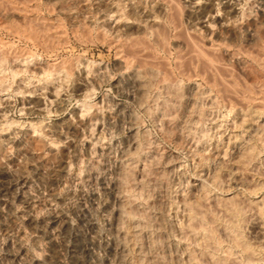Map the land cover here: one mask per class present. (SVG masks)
<instances>
[{
    "label": "rangeland",
    "instance_id": "374dc122",
    "mask_svg": "<svg viewBox=\"0 0 264 264\" xmlns=\"http://www.w3.org/2000/svg\"><path fill=\"white\" fill-rule=\"evenodd\" d=\"M51 1L0 0V165L19 171L32 161L46 174L58 163L59 153L68 148L70 139L83 134L81 122L100 112L98 124L93 120L91 126L96 137L92 153L73 167L82 175L93 169L102 172L104 165L113 168L120 160L121 146L136 135L138 150H133L128 162L131 178L126 195L138 205V218L149 223L155 249L162 250L166 244L181 264H190L189 258L200 264H264V22L257 28L255 40L249 39L245 27L249 20H261L264 0H234L231 15L223 10L228 0H213L224 20L208 28L188 11L186 0ZM222 22L227 23L225 28ZM213 32L224 39L217 40ZM133 70L147 79L141 95L130 85ZM189 92H193L191 102ZM125 114L135 118L134 130ZM259 114L254 129L240 124L245 116ZM159 180L157 197L149 192ZM84 188L89 192L94 186ZM89 209L104 231L97 209L92 205ZM1 210L9 213L5 207ZM18 212L10 216L23 228ZM188 214L199 228L195 232L204 234V241L186 234ZM156 216L161 225L152 222ZM26 236L23 249L44 260L29 230ZM2 252L4 245L0 244ZM134 254L129 255L132 264H145ZM62 264H70L67 257Z\"/></svg>",
    "mask_w": 264,
    "mask_h": 264
},
{
    "label": "bare ground",
    "instance_id": "6f19581e",
    "mask_svg": "<svg viewBox=\"0 0 264 264\" xmlns=\"http://www.w3.org/2000/svg\"><path fill=\"white\" fill-rule=\"evenodd\" d=\"M50 1V0H49ZM60 2L63 0H52L51 2ZM81 1V0H80ZM93 1V0H92ZM102 1V0H96ZM111 1V0H110ZM188 2V11L199 18L202 26L211 27V24L216 21L220 23L224 20L221 15L220 8L214 6L213 0H186ZM226 1V0H224ZM37 2V1H36ZM35 2V3H36ZM42 2V1H41ZM83 2V0L81 1ZM105 2H107L105 0ZM114 2V1H113ZM237 2V1H236ZM240 2V1H239ZM246 2V1H245ZM69 3V2H68ZM71 3V2H70ZM73 3V2H72ZM84 3V2H83ZM234 0H228L224 7V11L229 15L234 14ZM82 4V3H81ZM89 4V3H88ZM96 4V3H95ZM99 4V3H98ZM105 4V3H104ZM102 4V6L104 5ZM221 4V3H220ZM29 5V4H28ZM56 5V4H55ZM68 5V4H67ZM219 5V4H218ZM240 5V4H239ZM105 6V5H104ZM112 6V5H111ZM222 6V5H221ZM264 6V5H263ZM80 7V6H79ZM86 7V5H85ZM95 7V6H94ZM97 7V6H96ZM100 7V6H99ZM98 7V8H99ZM36 8V7H35ZM55 8V7H54ZM75 8V7H74ZM84 8V7H83ZM110 8V6H109ZM244 8V7H243ZM28 9V8H27ZM32 9V7H31ZM59 9V8H58ZM81 9V8H80ZM104 9V7H103ZM40 10V8H39ZM49 10V9H46ZM51 10V9H50ZM99 10V9H98ZM28 11V10H27ZM36 11V10H35ZM101 11V10H100ZM70 12V11H69ZM97 12V11H96ZM102 12V11H101ZM111 12V10H110ZM216 12V13H215ZM264 12V11H263ZM32 13V12H30ZM35 13V12H34ZM50 13V12H49ZM52 13V12H51ZM215 13V15H214ZM14 15V14H13ZM150 15V14H149ZM238 15V14H237ZM262 15V14H261ZM74 16V15H73ZM123 16V15H122ZM144 16V15H143ZM17 17V16H16ZM150 17V16H149ZM152 17V15H151ZM154 17V16H153ZM6 18V17H5ZM12 18V17H11ZM118 18V16H117ZM143 18V17H142ZM1 19V18H0ZM124 19V18H123ZM157 19V18H156ZM205 19V20H203ZM227 19V18H226ZM256 19V18H255ZM150 20V19H147ZM152 20V19H151ZM154 20V19H153ZM239 20V19H238ZM146 22V21H145ZM227 22V20H226ZM241 22V21H240ZM264 22V13L260 21L249 20L247 22V34L250 40L256 39V31L259 25ZM206 23V24H205ZM227 23L222 22L221 26H227ZM216 26V25H215ZM229 26V25H228ZM242 26V25H241ZM214 27V26H213ZM223 27V28H225ZM262 27V26H261ZM132 28V27H131ZM211 29V28H210ZM214 29V28H213ZM222 29V28H221ZM230 29L227 30H231ZM243 29V28H242ZM245 29V28H244ZM132 30V29H131ZM214 31V30H213ZM237 31V30H236ZM210 32V30H209ZM234 32V30H233ZM259 32V31H258ZM217 34L218 39L223 40L221 33ZM228 33V32H227ZM213 34V35H214ZM246 34V35H247ZM258 34V33H257ZM212 35V34H211ZM227 35V34H226ZM233 36V34H229ZM235 35V34H234ZM215 37V36H214ZM229 38V37H228ZM233 38V37H232ZM236 38V37H235ZM259 39V38H258ZM116 40V39H115ZM216 40V41H217ZM219 42V41H218ZM222 42V41H221ZM249 42V41H248ZM230 53V52H229ZM152 66V65H151ZM122 67V66H120ZM127 69V68H126ZM133 69V68H131ZM102 70V69H101ZM140 71V70H139ZM130 72V71H129ZM152 72V71H151ZM138 73V72H137ZM142 73V71H141ZM154 73V71H153ZM157 73V72H156ZM48 74V73H47ZM144 74V72H143ZM90 75V74H89ZM131 84L134 92L137 95L145 90L146 80L135 73V70L130 74ZM151 75V74H150ZM149 75V76H150ZM147 77V76H145ZM152 77V76H151ZM155 77V76H154ZM97 78V77H96ZM148 82V81H147ZM152 82V81H151ZM65 83V82H64ZM116 83V82H115ZM148 83L147 85H149ZM152 85V84H151ZM176 85V84H175ZM192 87V85H190ZM150 87V86H149ZM189 87V85H188ZM197 87V86H196ZM163 88V87H162ZM174 88V87H173ZM176 88V87H175ZM186 88V87H185ZM120 89V88H119ZM124 89V88H123ZM192 89V88H191ZM197 89V88H196ZM122 90V89H121ZM172 90V89H171ZM187 90V89H186ZM180 91V90H179ZM60 92V91H59ZM82 93V92H81ZM180 93V92H179ZM186 93V91L184 92ZM193 92H189V102ZM201 93V92H200ZM198 94L201 97V94ZM203 93V92H202ZM143 94V93H142ZM170 94V92H169ZM196 94V93H195ZM58 95V94H57ZM165 95V93H164ZM171 95V94H170ZM177 95V94H176ZM183 95V94H181ZM197 96V95H196ZM204 96V95H203ZM82 97V96H81ZM86 97V96H85ZM84 97V98H85ZM146 97V96H144ZM206 97V96H205ZM208 97V96H207ZM63 98V97H62ZM133 98V97H132ZM181 98V97H180ZM204 98V97H203ZM134 99V98H133ZM136 99V97H135ZM178 99V98H176ZM182 99V98H181ZM114 100V99H113ZM140 100V99H139ZM147 100V99H146ZM145 100V101H146ZM196 100V99H195ZM194 100V101H195ZM68 101V100H67ZM107 101V100H106ZM137 101V100H136ZM143 101V100H142ZM172 101V100H171ZM175 101V100H174ZM173 101V102H174ZM181 101V100H180ZM193 101V102H194ZM51 102V101H50ZM139 102V101H138ZM185 102V101H184ZM183 102V103H184ZM187 102L191 105V103ZM101 103V102H100ZM115 103V102H114ZM112 103V104H114ZM177 103V101H176ZM195 103V102H194ZM82 104V103H81ZM83 105V104H82ZM125 105V104H124ZM144 105V104H143ZM142 105V106H143ZM180 105V104H179ZM187 105V104H186ZM198 105V104H197ZM33 106V105H32ZM97 106V105H96ZM108 106V105H107ZM169 106V105H168ZM178 106V105H177ZM183 106V105H182ZM201 106V105H200ZM118 107V105H117ZM166 107V106H165ZM193 107V106H192ZM37 108V107H36ZM90 108V107H89ZM181 108V107H180ZM183 108V107H182ZM194 108V107H193ZM192 108V109H193ZM43 109V108H42ZM41 109V110H42ZM82 109V108H81ZM103 109V108H102ZM85 110V108H84ZM94 110V109H93ZM99 110V108H98ZM105 110V109H104ZM128 110V109H127ZM170 110V109H169ZM126 111V110H125ZM168 111V110H167ZM183 111V109H182ZM186 111V110H185ZM189 111V110H188ZM249 111V110H247ZM49 112V111H48ZM96 112V111H95ZM184 112V111H183ZM194 112V111H193ZM240 112V111H239ZM258 112V111H256ZM81 113V112H80ZM85 113V112H84ZM94 113V112H93ZM100 113V112H99ZM96 113L92 119L83 120V134L77 138H71L69 146L66 150L59 153L58 163L46 174H43L38 166L28 161L19 171L11 170L7 166L0 165V244L4 245V252L0 253V264H62L63 258L67 257L70 264H132L129 255L135 253L138 262L145 264H181L180 257L170 251L166 244L163 249L154 248L153 236L148 231L149 223L138 218L140 213L138 205L132 202L126 195V187L128 186L130 168L133 150L137 149L136 135L131 136L130 140L124 142L120 149V160H117L113 168L103 166V171L88 170L85 174H81L73 165L81 162L82 158H87L92 153V145L94 132H92L93 120L98 124L102 115ZM126 113V112H125ZM191 113V112H190ZM245 113V111H244ZM247 113V112H246ZM117 114V113H116ZM122 114V113H121ZM181 114H183L181 112ZM185 114V113H184ZM242 114V113H241ZM79 115V114H77ZM81 115V114H80ZM126 115V116H125ZM124 118L128 120L132 129L134 120L131 114H125ZM188 115V114H187ZM119 116V115H118ZM245 116V115H242ZM259 115L245 116L243 119V127L247 130L255 128V123L260 119ZM106 117V116H105ZM262 117V116H261ZM72 118V117H71ZM80 118V116L78 117ZM107 118V117H106ZM164 118V117H163ZM184 118V117H182ZM189 118V117H187ZM241 118V117H240ZM76 119V118H75ZM85 119V118H84ZM112 119V118H111ZM110 119V120H111ZM114 119V118H113ZM190 119V118H189ZM74 120V119H73ZM108 120V119H107ZM123 120V118H122ZM191 120V119H190ZM240 120V119H239ZM9 121V120H8ZM120 121V120H119ZM193 121V120H192ZM264 121V120H263ZM46 122V121H45ZM183 122V121H182ZM20 123V122H19ZM30 123V122H29ZM37 123V122H36ZM105 123V122H104ZM114 124V122H111ZM119 123V122H117ZM127 123V122H126ZM181 123V122H179ZM2 124V123H1ZM14 124V123H13ZM17 124V123H16ZM38 124V123H37ZM102 124V123H101ZM262 124V123H261ZM22 125V123H21ZM110 125V124H109ZM182 125V123H181ZM189 125V124H188ZM239 125V124H238ZM2 126V125H1ZM34 126V125H33ZM41 126V125H40ZM101 126V125H100ZM99 126V127H100ZM104 126V125H103ZM122 126V125H121ZM20 127V126H19ZM76 127V126H75ZM95 127V126H94ZM116 127V126H115ZM180 127V126H179ZM36 128V127H35ZM38 128V127H37ZM71 128V127H70ZM102 128V127H101ZM113 128V127H112ZM128 128V127H127ZM139 128V127H138ZM189 128V127H188ZM242 128V127H241ZM39 129V128H38ZM41 129V128H40ZM80 129V128H79ZM125 129V127H124ZM259 129V128H258ZM264 129V128H263ZM2 130V129H1ZM37 130V129H35ZM48 130V129H47ZM64 130V129H63ZM75 130V129H74ZM95 131V128L93 129ZM97 130V127H96ZM116 130V129H115ZM129 130V129H128ZM134 130V129H133ZM139 130V129H138ZM40 131V130H39ZM50 131V130H49ZM34 132V130H33ZM36 132V131H35ZM51 132V131H50ZM70 132V131H69ZM106 132V131H105ZM136 132V131H135ZM252 132V131H251ZM250 132V133H251ZM255 132V131H254ZM259 132V131H258ZM75 133V132H74ZM82 133V132H81ZM109 133V132H108ZM114 133V132H113ZM190 133V132H188ZM262 133V131H261ZM71 134V133H70ZM76 134V133H75ZM130 134V132H129ZM1 135V134H0ZM9 135V134H8ZM44 135V134H43ZM60 135V134H59ZM66 135V134H65ZM98 135V133H97ZM96 135V136H97ZM101 135V134H100ZM99 135V136H100ZM103 135V134H102ZM131 135V134H130ZM261 135V134H260ZM264 135V134H262ZM10 136V135H9ZM39 136V135H38ZM57 136V135H56ZM139 136V135H138ZM137 136V137H138ZM238 136V135H237ZM259 136V135H258ZM33 137V136H32ZM41 137V136H40ZM47 137V136H46ZM54 137V136H53ZM69 137V136H68ZM108 137V136H107ZM239 137V136H238ZM237 137V138H238ZM255 137V136H254ZM253 137V138H254ZM30 138V137H29ZM36 138V137H35ZM44 138V137H43ZM55 138V137H54ZM61 138V137H60ZM63 138V137H62ZM67 138V137H66ZM242 138V137H241ZM68 139V138H67ZM66 139V140H67ZM104 139V138H103ZM110 139V138H109ZM114 139V138H113ZM112 139V140H113ZM122 139V138H121ZM129 139V137H128ZM186 139V138H185ZM235 139V137H234ZM261 139V137H260ZM50 140V139H49ZM58 140V139H57ZM126 140V139H125ZM142 140V139H141ZM151 140V139H150ZM32 141V140H31ZM34 141V140H33ZM32 141V142H33ZM117 141V140H116ZM115 141V142H116ZM120 141V140H119ZM249 141V140H248ZM39 143L42 140H38ZM97 142V141H96ZM102 142V141H101ZM118 142V141H117ZM139 142V141H138ZM144 142V140H143ZM243 142V141H242ZM53 143V142H52ZM63 143V142H62ZM61 143V144H62ZM66 143V142H65ZM109 143V142H108ZM119 143V142H118ZM151 143V142H150ZM236 143V141H235ZM245 143V142H244ZM243 143V145H244ZM56 144V143H55ZM240 144V143H238ZM32 145V144H31ZM35 145V144H34ZM37 145V144H36ZM105 146V144H103ZM116 145V143H115ZM145 145V144H144ZM148 145V144H147ZM6 146V145H5ZM58 146V144H57ZM250 146V145H249ZM41 147V146H40ZM49 147V146H48ZM143 147V146H142ZM241 147V146H240ZM252 147V146H251ZM4 148V147H3ZM95 148V147H94ZM108 148V146H107ZM144 148V147H143ZM242 148V147H241ZM50 149V148H49ZM53 149V148H52ZM51 149V150H52ZM60 149V148H59ZM118 149V148H117ZM147 149V148H146ZM37 150V149H36ZM58 150V149H57ZM96 150V149H95ZM106 150V149H105ZM138 150V149H137ZM34 151V150H33ZM97 151V150H96ZM110 151V150H109ZM102 152V151H101ZM104 152V151H103ZM135 152V150H134ZM145 152V151H143ZM246 152V151H245ZM48 153V152H47ZM97 153V152H95ZM116 153V152H115ZM146 153V152H145ZM249 153V152H248ZM51 154V153H50ZM100 154V152H99ZM114 154V153H113ZM53 155V154H52ZM111 155V154H110ZM3 156V155H2ZM114 156V155H113ZM253 156V155H252ZM25 157V156H24ZM32 157V156H31ZM138 157V156H137ZM140 157V156H139ZM146 157V156H145ZM144 157V158H145ZM212 157V156H211ZM254 157V156H253ZM55 158V157H54ZM109 158V157H108ZM116 158V157H115ZM132 158V159H131ZM152 158V154H151ZM57 159V158H56ZM131 159V160H130ZM136 159V158H135ZM19 160V159H18ZM26 160V158H25ZM146 160V159H145ZM21 161V160H20ZM112 161V160H111ZM206 161V160H205ZM208 161V159H207ZM23 163V161H21ZM53 162V161H52ZM134 162V160H133ZM136 162V161H135ZM143 162V161H142ZM96 163V161H95ZM164 163V162H163ZM208 163V162H207ZM82 164V163H81ZM87 164V163H86ZM89 164V163H88ZM93 164V163H92ZM103 164V163H102ZM204 164V163H203ZM9 165V163H8ZM47 165V164H46ZM91 165V163H90ZM94 165V164H93ZM97 165V164H95ZM131 165V164H130ZM133 165V163H132ZM157 165V164H156ZM18 166V165H16ZM48 166V165H47ZM87 166V165H86ZM208 166V165H207ZM21 167V166H20ZM144 167V166H143ZM146 167V166H145ZM43 168V167H42ZM133 168V167H132ZM136 168V167H135ZM150 168V166H149ZM15 169V168H14ZM86 169V168H85ZM145 169V168H144ZM148 169V168H147ZM151 169V168H150ZM156 170V169H155ZM130 171V172H129ZM146 171V170H145ZM173 171V170H172ZM171 171V172H172ZM44 172V171H43ZM156 172V171H155ZM154 172V173H155ZM159 172V171H158ZM162 172V171H161ZM167 172V171H166ZM213 172V171H212ZM135 173V172H134ZM133 173V174H134ZM164 173V171L162 172ZM202 173V172H201ZM204 174V173H203ZM137 175V174H136ZM162 175V174H161ZM216 176V175H215ZM214 176V177H215ZM141 177V176H140ZM158 177V176H157ZM213 177V176H211ZM213 177V179H214ZM142 179V178H140ZM149 179V178H148ZM147 179V181H148ZM168 179V178H167ZM170 179V178H169ZM133 180V179H132ZM144 180V179H143ZM153 180V179H152ZM156 180V179H154ZM162 180V179H161ZM218 180V179H217ZM151 181V179H150ZM203 181V180H201ZM137 182V181H136ZM142 182V181H141ZM159 181L151 187V194H156ZM206 182V181H205ZM133 183V182H132ZM154 183V182H152ZM166 183V182H165ZM91 184L94 186L91 191H85V185ZM139 184V183H138ZM137 184V185H138ZM147 184V182H146ZM200 184V183H199ZM135 185V184H134ZM136 185V187H137ZM203 185V183H202ZM23 187L19 189L20 187ZM162 186V185H161ZM165 186V185H164ZM201 186V185H200ZM133 186L132 188H134ZM160 187V186H159ZM193 187V186H192ZM202 187V186H201ZM200 187V188H201ZM214 187V186H213ZM217 187V186H216ZM130 188V187H129ZM131 188V189H132ZM139 188V187H137ZM146 188V186H145ZM199 188V187H198ZM147 189V188H146ZM196 189V188H195ZM204 188H202L203 190ZM208 189V188H207ZM206 189V190H207ZM64 190V192H62ZM135 190V189H134ZM150 190V189H149ZM205 190V191H206ZM142 191V190H141ZM140 192V191H139ZM145 192V191H144ZM163 193V191H160ZM181 192V191H180ZM200 192V191H199ZM138 193V192H137ZM141 193V192H140ZM148 193V192H147ZM148 193V194H149ZM160 193V194H162ZM177 193V192H176ZM204 193V192H203ZM209 193V192H208ZM129 194V193H128ZM168 194V193H167ZM211 194V193H210ZM131 195V193H130ZM209 195V194H208ZM140 196V194H139ZM143 196V195H142ZM146 195L145 197H147ZM163 196V195H162ZM160 195V197H162ZM165 196V195H164ZM163 196V197H164ZM179 196V195H178ZM204 196V195H203ZM215 196V195H214ZM132 197V196H131ZM158 197V196H157ZM185 197V196H184ZM137 198V197H136ZM135 198V199H136ZM141 198V197H140ZM150 198H152L150 196ZM168 198V197H167ZM171 198V197H170ZM231 198V197H230ZM134 199V198H133ZM145 199V198H144ZM143 199V200H144ZM215 199V198H214ZM217 199V198H216ZM222 199V198H221ZM220 199V200H221ZM207 200V199H206ZM229 200V199H228ZM227 200V201H228ZM135 201V200H134ZM137 201V200H136ZM155 201V200H154ZM160 201V200H159ZM198 201V200H197ZM200 201V200H199ZM202 201V200H201ZM204 201V199H203ZM216 201V200H215ZM150 202V201H149ZM164 202V201H163ZM195 202V201H194ZM232 202V200H231ZM152 203V202H151ZM183 203V202H182ZM185 203V202H184ZM190 203V202H189ZM154 204V203H153ZM166 204V203H165ZM164 203L162 205H165ZM173 204V203H172ZM179 204V203H178ZM194 204V203H193ZM200 204V202H199ZM206 204V203H205ZM235 204V203H234ZM254 204V203H253ZM259 204V203H258ZM262 204V203H261ZM92 205L97 209L99 219L104 225V231L99 228L98 220L93 214L89 206ZM140 205V204H139ZM236 205V204H235ZM239 205V204H238ZM260 205V204H259ZM151 206V205H150ZM154 206V205H153ZM152 206V207H153ZM168 206V205H166ZM172 206V205H171ZM182 206V204H181ZM180 206V207H181ZM195 205L191 206L194 207ZM204 206V205H202ZM201 206V207H202ZM234 206V205H233ZM258 206V205H257ZM256 206V207H257ZM261 206V205H260ZM5 207L9 213L2 212L1 208ZM158 207V206H157ZM169 207V206H168ZM197 207V205H196ZM229 207V206H228ZM146 208V207H145ZM170 208V207H169ZM176 208V207H175ZM204 208V207H203ZM232 207H230L231 210ZM236 208V207H235ZM238 208V207H237ZM260 207L257 208V210ZM264 208V207H263ZM162 209V208H161ZM196 209V208H195ZM261 209V208H260ZM5 211V209H3ZM18 212V216L24 223L23 228L11 218V214ZM95 210V209H94ZM183 210V209H182ZM198 210V209H197ZM218 210V209H217ZM223 210V209H221ZM150 211V210H149ZM146 210V212H149ZM158 211V210H157ZM161 211V210H160ZM168 211V209L166 210ZM185 211V210H184ZM188 211V209H187ZM240 211V210H239ZM260 211V210H259ZM263 211V210H262ZM170 212V211H169ZM178 212V211H177ZM190 212V211H189ZM196 212V211H192ZM223 212V211H222ZM238 212V211H237ZM142 213V212H141ZM182 213V212H181ZM188 213V212H187ZM198 213V212H197ZM202 213V212H201ZM199 212V216L202 214ZM235 213V212H234ZM145 214V213H143ZM167 214V213H166ZM173 214V213H172ZM196 214V213H195ZM218 214V213H217ZM216 214V215H217ZM230 214V213H229ZM236 214V213H235ZM149 215V214H148ZM155 215V214H154ZM153 215V216H154ZM157 215V214H156ZM210 215V214H209ZM224 215V214H223ZM261 215V214H259ZM264 215V214H263ZM140 216V214H139ZM181 216V215H180ZM198 216V217H199ZM233 215H231L232 217ZM142 217V216H140ZM147 217V216H146ZM165 217V216H164ZM175 217L174 215L172 218ZM221 217V216H220ZM223 217V216H222ZM235 218V216H233ZM72 218L75 221H72ZM150 219V217H148ZM186 234H191L196 240H203V235L195 232L196 222L193 224L192 214L187 215ZM161 219V218H160ZM157 216L153 217L152 222L156 225H161V220ZM171 219V218H170ZM179 219V218H178ZM181 219V218H180ZM199 219V218H197ZM204 219V218H203ZM164 220V219H163ZM230 220V219H229ZM201 221V220H200ZM199 221V222H200ZM222 221V219H221ZM178 222V221H177ZM181 222V220H180ZM198 222V221H197ZM212 222V221H211ZM213 220V224H214ZM218 222V221H217ZM183 223V222H182ZM202 223V222H201ZM205 223V222H203ZM235 223V222H234ZM260 223V222H259ZM263 223V222H262ZM153 224V223H152ZM164 224V223H162ZM173 224V223H172ZM171 224V225H172ZM206 224V223H205ZM182 225V224H181ZM220 225V224H219ZM218 225V226H219ZM168 226V225H167ZM200 226V225H199ZM221 226V225H220ZM151 227V226H150ZM157 227V226H155ZM212 227V226H211ZM236 227V226H235ZM25 228V229H24ZM152 228V227H151ZM154 228V227H153ZM164 228V227H163ZM176 228V227H175ZM215 228V227H214ZM162 231L163 229L160 228ZM177 229V228H176ZM199 229V228H198ZM260 229V228H259ZM26 230L32 234L34 247L36 251L43 253L44 260L34 258L30 253L22 247V241L26 236ZM150 230V229H149ZM158 230V229H157ZM167 230H170L169 228ZM211 230V229H210ZM209 230V231H210ZM261 232L264 236V227L261 226ZM176 231V230H175ZM179 231V230H177ZM203 231V230H201ZM170 232V231H169ZM180 232V231H179ZM185 232V231H184ZM206 232V231H205ZM164 233V232H163ZM28 234V233H27ZM202 234V232H201ZM164 235V234H163ZM168 236V234H166ZM181 235V234H180ZM193 235V236H192ZM206 235V234H205ZM165 236V235H164ZM171 236V235H170ZM182 236V235H181ZM180 236V238H181ZM184 236V235H183ZM208 236V235H207ZM27 237V236H26ZM177 238V236H176ZM262 238V237H261ZM161 240V237L159 238ZM163 239V238H162ZM171 239V238H170ZM213 239V238H211ZM263 239V238H262ZM29 240V239H28ZM192 240V239H191ZM157 241V240H156ZM163 241V240H162ZM166 241V240H165ZM182 241V240H181ZM190 241V240H188ZM187 241V243H188ZM204 241V240H203ZM209 241V240H208ZM24 242V241H23ZM31 242V241H30ZM184 242V241H183ZM202 242V241H201ZM212 242V241H211ZM210 242V243H211ZM215 242V241H214ZM165 243V242H164ZM170 243V242H169ZM176 243V242H175ZM195 243V241L193 242ZM192 243V244H193ZM198 243V242H197ZM24 244V243H23ZM44 244V247L42 245ZM178 244V243H176ZM190 244L189 247L192 246ZM205 244V243H204ZM207 244V243H206ZM205 244V248H206ZM214 244V243H213ZM212 244V245H213ZM218 244V243H217ZM202 245V244H201ZM210 245V244H208ZM197 246V245H196ZM220 246V245H219ZM264 246V245H263ZM262 246V247H263ZM169 247V246H168ZM201 247V246H200ZM208 247V246H207ZM33 248V246H32ZM172 248V247H171ZM175 248V247H174ZM183 248V247H182ZM188 248V247H187ZM186 248V249H187ZM2 249V247H1ZM34 249V251H35ZM212 249V247L210 248ZM218 249V248H217ZM100 250L103 251V256H100ZM159 250L161 253H158ZM182 250V249H181ZM195 250V249H194ZM204 250V249H203ZM216 250V249H215ZM245 250V249H244ZM249 250V249H247ZM254 251V249H252ZM31 251V250H30ZM197 251V250H196ZM225 251V250H224ZM258 251V250H257ZM262 251V250H260ZM17 252L20 253L16 256ZM190 252V251H188ZM220 252V251H217ZM255 252V251H254ZM36 253V252H35ZM181 253H184L182 251ZM192 253V252H191ZM197 253V252H196ZM249 253V252H248ZM134 254V255H135ZM195 254V251H194ZM210 254V253H209ZM254 254V253H253ZM36 255V254H35ZM186 255V254H185ZM190 255V254H188ZM212 255V254H211ZM250 255V253H249ZM38 256V255H37ZM40 256V255H39ZM131 256V255H130ZM183 256V255H182ZM181 256V257H182ZM208 256V255H207ZM210 256V255H209ZM208 256V257H209ZM215 256V255H214ZM253 256V255H252ZM132 257V256H131ZM188 257V256H187ZM213 257V256H212ZM219 257V256H218ZM222 257V256H220ZM219 257V258H220ZM207 258V257H204ZM203 258V259H204ZM248 258V257H247ZM252 258V257H251ZM254 258V257H253ZM259 258V257H258ZM263 258V257H262ZM187 259V258H186ZM202 259V258H201ZM200 259V260H201ZM214 259V258H212ZM224 259V258H222ZM221 259V261H223ZM257 259V258H256ZM182 260V259H181ZM185 260V259H184ZM183 260V261H184ZM190 264H200L198 260L189 258ZM219 260V259H218ZM217 260V261H218ZM186 261V260H185ZM184 261V262H185ZM206 261V260H204ZM210 261V260H209ZM227 261V260H225ZM255 261V260H254ZM134 262V261H133ZM203 262V261H202ZM212 262V260H211ZM250 262V260H249ZM252 262V260H251ZM250 262V263H251ZM205 263V262H204ZM208 263V262H207ZM215 263V262H214ZM220 263V262H219ZM258 263V262H257ZM263 263V262H262ZM136 264V263H135ZM222 264V263H221ZM252 264V263H251Z\"/></svg>",
    "mask_w": 264,
    "mask_h": 264
}]
</instances>
